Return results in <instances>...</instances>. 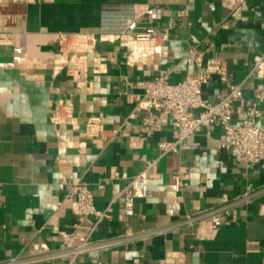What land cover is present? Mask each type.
Wrapping results in <instances>:
<instances>
[{
    "label": "crops",
    "instance_id": "1",
    "mask_svg": "<svg viewBox=\"0 0 264 264\" xmlns=\"http://www.w3.org/2000/svg\"><path fill=\"white\" fill-rule=\"evenodd\" d=\"M146 9L160 10V19ZM132 20L139 31L155 26L167 38L149 54L132 55ZM63 35L81 46L56 70ZM192 49L205 61H224L242 82L264 53V0H0V264H65V255L42 256L83 243L95 224L80 220L66 198L73 185H88L104 210L128 183L116 173L135 176L154 162L146 174L150 196L136 201L133 217L117 198L111 218L92 234L111 245L79 264H264V161L251 165L224 149L216 126L164 156L159 144L176 141L177 128L146 133L153 111L142 104L139 83L196 74ZM254 83L235 106V123L254 103ZM227 93L218 79L204 87L211 101ZM258 109L264 129V103ZM57 112L75 121L57 122ZM247 194L252 198L238 203ZM222 207L219 228L211 219L184 222ZM131 235L138 238L119 241Z\"/></svg>",
    "mask_w": 264,
    "mask_h": 264
},
{
    "label": "built area",
    "instance_id": "2",
    "mask_svg": "<svg viewBox=\"0 0 264 264\" xmlns=\"http://www.w3.org/2000/svg\"><path fill=\"white\" fill-rule=\"evenodd\" d=\"M30 3H43L47 0H28ZM148 18L158 20L161 11L156 9H146ZM126 33L134 35V50L132 55L149 54L160 45L167 37L159 32L157 27H147L139 31V24L132 20L128 23ZM81 42L72 35H63L61 38L60 53L55 62V69H63L73 61L74 55L78 52ZM198 72L194 75H187L177 83H171L165 76L139 83L144 90L142 104L153 111L152 118L146 122L145 130L147 134L160 132L164 127L174 125L179 136L176 141H162L159 144L161 156L177 152L179 147L191 136L199 133L204 127L216 126L224 133L222 147L227 150L237 152L246 162L257 165L264 161V129L258 127L256 120L259 115L258 106L264 103V53L254 57V61L242 82H235L231 71L222 60L205 61L202 51L192 49L190 52ZM215 79L225 83L228 93L223 98L211 101L204 97V87ZM254 83V103L248 108L247 116L238 123L234 122L235 106L246 94L248 83ZM55 120L57 122H73L75 119L62 117L57 112ZM91 132L97 133L100 128L97 121L89 123ZM149 163L142 173L129 176L127 173H116V179H126V187L120 192L117 198L123 200L124 211L127 217L136 215V201L139 198L148 197L151 191L146 183V174L154 166ZM188 174V173H187ZM183 173L179 172L174 176L176 189L180 191L183 187ZM73 200L77 207L80 220L95 218L91 234L83 243L68 250H59L42 256L49 260H54L60 256H66L65 264H79L78 259L92 251L109 247L110 243H96L92 240V234L99 224L111 218L114 211L113 199L104 210H99L95 206V198L88 185L75 183L66 196ZM252 195H244L238 203L247 202ZM62 201L60 202V205ZM225 207L212 208L195 215H190L184 221L193 223L211 219L214 228L222 226V213ZM138 238L131 235L121 241H132ZM113 244V243H112ZM37 257L36 259H40ZM35 260V259H34ZM24 261L13 260L5 264H19Z\"/></svg>",
    "mask_w": 264,
    "mask_h": 264
}]
</instances>
